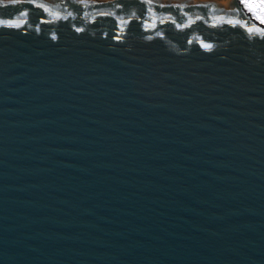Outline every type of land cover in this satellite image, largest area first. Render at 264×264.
Returning a JSON list of instances; mask_svg holds the SVG:
<instances>
[{"label": "water", "instance_id": "water-1", "mask_svg": "<svg viewBox=\"0 0 264 264\" xmlns=\"http://www.w3.org/2000/svg\"><path fill=\"white\" fill-rule=\"evenodd\" d=\"M249 17L239 0H0V264H264Z\"/></svg>", "mask_w": 264, "mask_h": 264}, {"label": "bare ground", "instance_id": "bare-ground-1", "mask_svg": "<svg viewBox=\"0 0 264 264\" xmlns=\"http://www.w3.org/2000/svg\"><path fill=\"white\" fill-rule=\"evenodd\" d=\"M239 1L244 6V9H246L249 13H253L255 19L258 20L257 17L264 19V10L261 5L263 0H239Z\"/></svg>", "mask_w": 264, "mask_h": 264}, {"label": "snow or ice", "instance_id": "snow-or-ice-1", "mask_svg": "<svg viewBox=\"0 0 264 264\" xmlns=\"http://www.w3.org/2000/svg\"><path fill=\"white\" fill-rule=\"evenodd\" d=\"M45 11H47V9H45ZM197 19H199V17H197ZM249 19H251V17H249ZM261 23H264V19H261ZM177 26L179 27V25H177ZM77 31H79V29H77ZM248 31L251 33L253 31V29L249 28ZM202 46L206 49H211V47H212L211 44H203Z\"/></svg>", "mask_w": 264, "mask_h": 264}, {"label": "clouds", "instance_id": "clouds-1", "mask_svg": "<svg viewBox=\"0 0 264 264\" xmlns=\"http://www.w3.org/2000/svg\"><path fill=\"white\" fill-rule=\"evenodd\" d=\"M250 16L252 17V19L254 20V21H256L257 23H259V24H261V25H264L263 23H260L258 20H256V19H254V17L252 16V14L250 13Z\"/></svg>", "mask_w": 264, "mask_h": 264}, {"label": "rangeland", "instance_id": "rangeland-1", "mask_svg": "<svg viewBox=\"0 0 264 264\" xmlns=\"http://www.w3.org/2000/svg\"><path fill=\"white\" fill-rule=\"evenodd\" d=\"M252 14V16H253V13H251ZM256 16V15H255ZM254 17V16H253ZM257 17V16H256ZM258 18V21L261 23V18H259V17H257ZM254 19H255V17H254ZM257 20V19H256ZM264 24V23H263ZM263 27H264V25H262Z\"/></svg>", "mask_w": 264, "mask_h": 264}, {"label": "built area", "instance_id": "built-area-1", "mask_svg": "<svg viewBox=\"0 0 264 264\" xmlns=\"http://www.w3.org/2000/svg\"><path fill=\"white\" fill-rule=\"evenodd\" d=\"M261 5H262V8L264 10V0L262 1Z\"/></svg>", "mask_w": 264, "mask_h": 264}]
</instances>
